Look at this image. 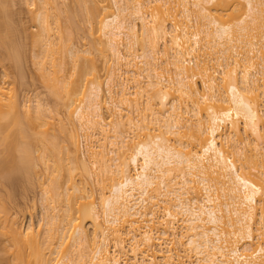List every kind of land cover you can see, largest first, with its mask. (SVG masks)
Here are the masks:
<instances>
[{
    "label": "bare ground",
    "instance_id": "bare-ground-1",
    "mask_svg": "<svg viewBox=\"0 0 264 264\" xmlns=\"http://www.w3.org/2000/svg\"><path fill=\"white\" fill-rule=\"evenodd\" d=\"M91 1L27 0L33 64L67 114L0 85V142L45 174L41 223L0 215L10 264H264V0ZM69 11L92 49L66 40ZM72 121L87 154L71 128L61 144Z\"/></svg>",
    "mask_w": 264,
    "mask_h": 264
},
{
    "label": "rangeland",
    "instance_id": "rangeland-1",
    "mask_svg": "<svg viewBox=\"0 0 264 264\" xmlns=\"http://www.w3.org/2000/svg\"><path fill=\"white\" fill-rule=\"evenodd\" d=\"M4 1H6V2H4ZM4 1H3V3H5V4L3 5V8L5 7L4 10L6 9V11L8 13L6 11L2 10L3 13L0 12V14H1L0 17H2V15H3V17H4L3 20H4L5 19L4 13H6L7 15L9 14L8 15V18H9L8 19V21H9L8 25L9 26H8V29H7L6 25H4V24H2V26L0 25V34L2 35V36L0 35V37L2 38V37H4V35L5 36L8 35L7 36L8 38L4 37V38H6L5 41H9V39L11 38V41H13V42H11L10 46L13 45V47H12V48H14L13 51L15 53H17V54H15V56L17 55L18 57L17 56L16 57L18 59L16 58L17 61H15L16 59L15 60L14 59H10V57L8 55L9 47L7 46L8 48L6 47V49H5L4 48L5 45L3 46V44L0 43V46H2V47H0V85H3L7 89L8 88L10 89L9 91L15 97L14 98L15 99V104L18 105V107L15 105L16 108H19V105L21 104V100H22V97L24 96L23 95L24 93H25V95L27 97H29V96L31 97L33 94H37V93L39 95V93H40L39 96L42 97V98L44 96V98L46 99V101L49 103L50 106H51V104L53 106V103H55V102H56V105H57V102L60 101V103H58L59 104V108L61 109V107H62L63 109L60 110L58 108V105H57L56 109H59L60 110L59 113H61V111L65 110L63 105L61 104L62 100H59V99L55 98L56 100L54 101V98L49 93L48 88L46 86H44L45 82L41 80L42 78L38 75V70L35 67V65L33 64V56H32L33 51L32 50H34L36 48H34V46H33L32 32L36 31V27H34L35 23L33 22V18L31 17L32 14L29 11L30 10L29 9L30 6L27 5V3H28L27 0H4ZM28 1L30 2V0H28ZM64 1H65V3L66 2L68 3V4H66L67 5L66 7H68V6L71 7L72 6L75 9V5H72L74 3L73 0L72 1L71 0H64ZM106 1H107V3H106ZM90 2L91 3L86 2V0H85V4L82 3L81 7L84 6V5L90 6V4L93 3L91 0H90ZM104 2H105V4H109L110 3L109 0H101L100 4H103ZM71 8H68V9H70V11L73 10L75 12V10L77 9V6H76L75 10L73 8L72 9ZM80 10H78V11H80ZM83 10L84 9H82L81 13L83 12L84 15L86 16V14H85L86 12H84L85 10L84 11ZM73 11L70 12V13H72L71 15L69 14L70 17L73 15V13H74ZM78 11H76V13ZM76 13H74V16H72V17H75L74 19L69 17V19H71L70 21L73 20V22L68 21V19L66 17H62V16H64L63 13H62L63 15L62 14L60 15L59 20H60L61 28L63 27L64 30H65L64 31L63 28H62V30L64 31V34L65 33L67 34V32H69L70 30H71L70 32L72 33L71 34L69 32L67 35L65 34L67 36L66 40H72L73 38H79V39L81 38V39H83L84 35L87 33V29L88 28L85 29L86 26H89V23L87 22V19H86L85 23L86 24L88 23V24L86 25L83 22L84 20H82L84 18H81V19L78 18V16L79 17L80 16L83 17V15L80 12L78 13L79 15H77ZM75 14L77 16H75ZM65 18H66V20H65ZM6 20H4V21H6ZM64 20L66 22H68L67 25L65 24L66 22ZM168 20H171V21L177 20L178 21L179 18H176V19L173 20L169 16ZM61 21H62V23H61ZM6 22H4V23L6 24ZM63 24H64V26H63ZM68 24H69V27H68ZM70 24H71V26H70ZM73 24H74V26H78V28L80 26V28L76 29V27H74ZM83 24H85V25H83ZM70 27L73 28V29H71ZM67 29L69 31H67ZM80 29H82L81 31H84L86 33L83 34V32H81V31L80 32L76 31V30H80ZM258 30L255 31L257 33V35L259 33ZM79 34H81V35H79ZM71 35H74V36H71ZM77 35L80 36V37H78ZM86 35L85 36L87 37V39H86V37L83 39V41L86 39V42H85L86 45L85 46L88 47L89 46V45L87 46V43H88V44H90V47H88V48L92 49L91 43H89V42L92 41V39H91V37L88 34H86ZM82 36H83V38H82ZM4 38H3V40H4ZM74 40L78 41V39H74ZM74 40H72V41L75 42ZM81 42H82V40H81ZM68 43H69V41H68ZM7 49H8V52L6 53ZM91 52H92L91 56H87L86 54H88V53H85L84 56H87L85 61L88 60V62H90V58H93V59L95 58L96 59V57L98 56L96 51L93 52V50H92ZM88 55H90V54H88ZM95 55H97V56L93 57ZM100 57L101 56L99 55V57L96 59L97 62L95 61V59L94 60L92 59V60L94 61V63H96L95 64L97 66L96 68L99 71L98 74L99 75L102 74L100 76V79H101V77L103 76V74L105 72V66L103 67L104 63H102L103 60L100 59ZM88 62H84V64L86 66L90 65V64H88ZM15 63H17V64H15ZM88 67L89 66H87L86 68H88ZM101 80L103 82V77H102ZM103 86H104L103 88H105L104 84H103ZM54 107H56V106H54ZM19 109H21V106H20ZM17 111H18V109H17ZM19 111H18V113L21 112L20 114L22 115V110L20 112ZM70 112H71V110H70ZM62 113L64 115L67 114L66 111L62 112ZM21 115L18 114L19 119H21L20 122L22 123V121L25 120V119L23 117H22L23 118L22 119L20 117ZM64 115H61V116H64ZM5 119L3 118L2 120H0L1 124L4 123V124H2L3 126L0 124L1 125L0 128L3 129V130L0 129V134H1L0 135V139H3L1 137H5V136H9V135L11 136V134L14 132V126H13L12 121H10L9 118H5ZM72 120L74 121V119H72ZM7 121H8V123H7ZM73 121L70 123V125H68L69 123L66 124V129L67 128L68 129L71 128V130L75 131V134H76L77 131L78 132H80V131L78 129H76V127L74 126V124L76 122L74 121L75 123H73ZM25 122H26V120H25ZM25 122L23 124H25ZM11 127L13 128V130H12ZM28 127H26V130H28L27 131L28 133L31 131L32 134L30 133V136L33 138L34 135H35V134H33V131H35L36 129L34 127L35 130H33L32 129L33 126H30V128L33 130L32 131V130H29L30 128L27 129ZM74 128L76 130H74ZM68 129H67V131L64 130V128L62 129V131L58 130L61 133L60 134L57 133L56 139H58L60 137H61V139L64 138L62 140L63 141L62 143H61V141L58 140L61 144L64 143V145H67L66 142H68L67 138H68V135H69L68 134L69 133ZM1 131H3V132L1 133ZM8 133H9V135H8ZM54 133H56V131ZM4 134H5V136H3ZM58 134L60 135V137L58 136ZM62 134H64V135H62ZM79 134L80 133L76 134V138L79 137V138H77L78 141H79V145L77 144L78 151H79L78 153H80V151H81L82 153L84 152V153L87 154V152H85L86 151L85 141H83L82 138L80 139L81 136ZM1 142H0V160L4 157L6 159V162L5 161H0V170H2V172L4 171V173H5V174L3 173V175H4L3 177H0V210H1L0 211V215H3V216L7 215L9 218L11 217V218H14V219H16L18 221H21L23 219V223L25 222L24 223L25 225L27 223H29V222L33 223V225H35V224L37 225L38 223H41L40 220H41V217H42L41 216V214H42L41 210L42 209H40V207H41L40 204L42 202L40 200L41 199V196H40L41 195V190H40L41 186H40L38 181H40L39 178L44 177L45 174L44 175L41 174V173L39 174V172H42V170H40V168H41L40 166H39L40 168L38 166L37 167L35 166V168L32 166L33 170L35 169V171L32 170L30 172V174H29V172L27 174L22 166H20V167H22V169L21 168L18 169V167L15 164V161L13 162L12 160H13V158H15L14 160L17 159V156H19V154H20L19 151H17L16 149H13L11 151V153H12L11 154L10 151L8 152V150H6L7 148L4 149L5 146ZM34 144L36 145V143H34ZM68 145H69V143H68ZM32 147L34 148V149L32 148V150H34L33 152L35 153V147L36 146L32 145ZM6 151H7V153H6ZM82 153H80V154H82ZM2 162H4V164H2ZM12 163H14V164H12ZM15 167H17V168H15ZM2 172H0V176H2L1 175ZM60 173H59V176H58L57 180H58V182H60V184L63 182L64 186H65V181H66L65 180V178H66L65 176H66V174H64V171L62 172L63 175L60 174ZM59 178L62 179V180H59ZM75 178L79 179L78 175H77V177L75 176ZM63 183L61 184L60 188L63 187ZM2 210H3V212H5L6 215L2 213ZM0 218H1V216H0ZM86 227L90 228V225L86 226ZM5 235L6 234H1L0 233V264H10V262H9V253L5 250V248H6L5 246H7L8 243H9V241H7V240H9V239H8V236L7 235L5 236Z\"/></svg>",
    "mask_w": 264,
    "mask_h": 264
}]
</instances>
